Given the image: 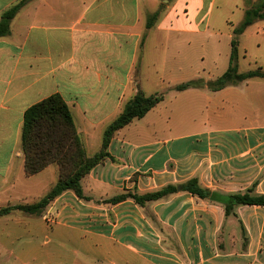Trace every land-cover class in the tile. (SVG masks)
I'll return each mask as SVG.
<instances>
[{"label":"crops","instance_id":"crops-1","mask_svg":"<svg viewBox=\"0 0 264 264\" xmlns=\"http://www.w3.org/2000/svg\"><path fill=\"white\" fill-rule=\"evenodd\" d=\"M18 1L0 0V17ZM161 1L166 2L30 0L17 13L9 34L0 38V207L39 200L59 177L53 165L33 176L24 172L20 131L28 107L59 94L85 153L92 156L100 150L104 129L140 89L144 51L157 48L158 35L164 37L167 59L179 55V47L190 58L191 44L205 35L218 50L220 33L208 31L217 0H174L157 17ZM262 6L264 0H233V23L226 21L228 59L233 29L248 11ZM237 40L238 73L264 71V19L253 20ZM250 45L260 51L261 62L241 70L239 54L248 53ZM163 69L172 75L174 69L189 74L193 68L186 59L178 66L167 62ZM176 94L166 101L164 115L158 111L162 99L143 118L117 131L107 148L109 157L80 181L89 200L66 191L48 205L53 212L47 221L110 242L122 254L121 264H264L263 205L235 204L227 215L218 199L183 191L143 205L132 199L105 202L191 179L217 197H264V78L218 91L203 87ZM179 116L192 126L173 134ZM157 120L167 131H159ZM95 186L116 194L95 197ZM36 217L46 223L44 215ZM230 218L241 234L234 232Z\"/></svg>","mask_w":264,"mask_h":264},{"label":"trees","instance_id":"trees-1","mask_svg":"<svg viewBox=\"0 0 264 264\" xmlns=\"http://www.w3.org/2000/svg\"><path fill=\"white\" fill-rule=\"evenodd\" d=\"M29 1L19 0L2 13L0 17V38L9 34L11 21ZM263 8L262 6L248 11L243 22L233 29V36L230 41L229 65L221 76L207 82L196 80L180 83L174 87V90L184 91L189 88L205 87L210 91H218L228 85L251 78H264V71L260 69L246 73H238L236 66L238 57L237 38L253 20L257 18L264 19ZM149 24L150 22L147 25L149 26ZM161 101L162 96H146L139 89L125 105L121 113L104 129L100 150L92 156H88L85 153L70 110L59 94L50 95L42 101L28 107L23 113L20 131V147L24 158V172L27 176H33L50 165H55L58 168L59 177L55 185L38 201L30 204H18L0 208V218L8 216L14 211L40 216L54 199L66 191H72L78 199L89 200L82 193L80 181L95 166L109 157L107 148L113 135L134 119L143 118L147 112ZM177 191L188 192L199 198L218 199L224 204L227 215L235 204L264 206V197H253L248 193L217 197V195L199 187L196 179H191L178 186H167L159 191L144 195L126 192L114 196L105 202L115 205L126 199H132L135 203L143 205L146 202L158 200Z\"/></svg>","mask_w":264,"mask_h":264},{"label":"rangeland","instance_id":"rangeland-1","mask_svg":"<svg viewBox=\"0 0 264 264\" xmlns=\"http://www.w3.org/2000/svg\"><path fill=\"white\" fill-rule=\"evenodd\" d=\"M173 1L159 2L157 4L159 9L157 10V17L161 9H165ZM216 3L218 8L214 12L209 13L210 28L208 31L220 33L217 45L218 50L214 51L212 49V42L208 35H205L201 37L199 44H191L190 58L189 54H186L187 50L183 51V47H179V55L175 54L174 58L169 55V59H167L165 57L164 37L158 35L157 48L154 49L148 46L144 51L139 77L140 89L146 96H162L163 101L158 111L163 115L166 101L177 95L176 90L173 88L175 84L190 80H214L221 76L229 65L227 54L229 48L225 35L228 32L226 21L233 23V0H217ZM194 14V12L190 13V20H192ZM203 14L198 19L201 16L203 17ZM183 37L188 38L189 36ZM174 38H177V35ZM195 48L194 56L197 58L193 59L192 51ZM248 48V53L239 54L240 59L238 58V61L243 66L241 70H246L248 64L256 66V64L261 62V58L258 57L260 56V51L252 45ZM186 59H189L193 68L189 74L188 72L184 74L182 71L174 69L172 75H169L167 71L162 70L163 65H166L167 62H173L175 66H178V63L182 64ZM151 64H155L157 69L149 66ZM239 72L241 73V71ZM195 113H198V111ZM186 119L187 117L183 118L182 116L176 118L175 126L177 128L174 129L173 134L183 133L191 128L192 124L186 123ZM139 123L143 125L142 123L144 122ZM157 124L158 129H163L159 131H167L164 130V123L157 120ZM155 136L160 138L162 135L158 132ZM53 167L56 166L53 165ZM34 187L37 190V185ZM93 191L96 194L94 195L95 197H99L100 193H108L110 196L116 194L113 190L99 186H95ZM36 193H38V190ZM37 200V198H28L24 203L20 204H30ZM52 210L47 206L39 216L42 217L44 215L46 223L34 215L27 216V214L20 211H14L10 216L0 218V264H113L112 262L121 264L118 259L121 258L122 254L118 253L117 248L110 242L86 236L78 231L60 228L48 222L47 219L52 215L50 214V212H53ZM229 222L232 223L234 232L241 234V229L237 222L233 218H230Z\"/></svg>","mask_w":264,"mask_h":264}]
</instances>
